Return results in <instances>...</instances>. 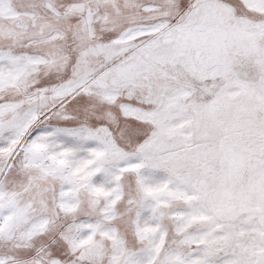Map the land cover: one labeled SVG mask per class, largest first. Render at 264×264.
I'll list each match as a JSON object with an SVG mask.
<instances>
[{
  "label": "snow or ice",
  "instance_id": "obj_1",
  "mask_svg": "<svg viewBox=\"0 0 264 264\" xmlns=\"http://www.w3.org/2000/svg\"><path fill=\"white\" fill-rule=\"evenodd\" d=\"M0 264H264V0H0Z\"/></svg>",
  "mask_w": 264,
  "mask_h": 264
}]
</instances>
